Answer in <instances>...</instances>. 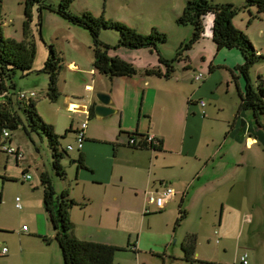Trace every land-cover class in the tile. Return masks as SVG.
Here are the masks:
<instances>
[{"label":"rangeland","instance_id":"rangeland-1","mask_svg":"<svg viewBox=\"0 0 264 264\" xmlns=\"http://www.w3.org/2000/svg\"><path fill=\"white\" fill-rule=\"evenodd\" d=\"M217 1L238 5L244 0ZM24 2L25 0H0V25L5 37L15 39L24 37L22 31L25 18ZM46 2L56 5L59 0ZM152 2L156 9L152 18L154 24L168 30L171 28V20H174L172 25L176 27V18L172 19L173 16L165 15L170 9L169 5L165 6V0H152ZM152 2L150 0L143 3L140 0H73L70 10L75 14L91 11L96 16L101 14L105 17L111 16V19L123 23L126 15L132 14L133 18L125 24L136 22L142 25L146 24L147 18L140 13L153 8ZM169 4L177 6L179 1L170 0ZM250 10L255 13L256 7L252 6ZM31 11L29 34L36 47L32 70L24 76L17 71L14 81L18 89L35 91L36 111L44 121L56 122L55 132L59 135V148L63 149L68 144H74L75 141L73 131H68L63 136L65 129L69 127L65 125L69 121L70 114L61 103L62 96L56 101L46 97L47 74L38 70L47 57V44L51 43L63 61L59 73V85L63 84V80H67V86L71 85L78 93L82 92L85 84L91 83L89 79L86 80V73H83L91 65V38L86 30L72 26L66 19L48 10L42 11L39 26L36 4L31 7ZM247 11V9L239 11L233 24L247 35L258 53L264 56V14L259 18H253L248 24ZM187 26L190 27L189 24L181 25V29ZM210 26L211 16L207 15L204 18V37L198 46L192 48L196 57L200 47L211 40ZM169 30L173 32L174 28ZM102 31L106 33L108 41L118 40V33L115 30L105 28ZM148 32L150 29L144 33ZM178 46L177 38L168 35L167 42L161 47L164 54L172 56ZM72 58L78 66V72L75 74L67 69V64ZM183 64L184 62L179 61L176 66ZM249 75L254 80L259 77L264 81V60L254 64ZM168 83L171 86L175 85L173 81ZM184 87L187 90L188 87ZM227 90L225 81L213 91L208 90L209 94L204 99L205 103L207 102L204 107L206 113L202 115L200 109L199 120L193 125L198 132L199 148L197 147L196 154L203 159L199 162L194 161L192 156H187L192 167L190 169L188 166L185 167L183 173L187 178L193 175L194 179L182 196V207L186 210L185 218L175 225L180 194L163 210L156 211L150 205L152 211L146 214L131 213L128 217L121 216L117 221L114 218L115 223H109L113 235L111 240L117 246L126 248L115 253L114 264H117L118 259H123L126 253L131 255L133 252L130 246L127 247V243L141 244L140 250L148 253H142L143 256L147 255L152 263H161L165 259L163 257L165 235L170 236L173 232L168 250L177 252L180 256H182L181 240L185 234L191 232L196 235L195 254H199L202 259L234 263L241 253L247 252L250 264H264V126L256 123L250 110L238 108L240 99L234 84ZM260 120L264 124L263 116H260ZM77 122L80 124L79 120ZM11 136L14 143L18 142L22 146L29 162L16 165L11 158L7 160L5 154L2 153L0 157V189L2 190L0 251L2 247L8 249L6 255L0 254V264H63L56 242L47 244L39 236L30 233L34 229L33 219L36 206L40 203L39 193H41L39 189H35L40 181V173L35 164L38 163L39 168L50 175L57 192L66 186L72 192L76 185L74 181L76 164L73 160L77 157L78 151L73 148L64 153L61 164L66 177L61 178L52 166V149L43 132L31 133L28 136L19 127L11 132ZM248 137L253 138V141ZM168 157L171 162L179 158L177 154H168ZM23 167L28 168L30 175L28 180H24L22 176ZM166 170L172 174L180 172L177 168ZM4 174L11 177L2 180ZM16 196L20 198L21 208L15 206ZM180 261L181 264H188L184 260ZM196 264L216 263L207 261Z\"/></svg>","mask_w":264,"mask_h":264},{"label":"crops","instance_id":"crops-1","mask_svg":"<svg viewBox=\"0 0 264 264\" xmlns=\"http://www.w3.org/2000/svg\"><path fill=\"white\" fill-rule=\"evenodd\" d=\"M144 1L146 0H140L142 3ZM169 1L165 0V6H170L165 15H171L173 16L172 19H175L181 13L186 0H178L179 4L177 6L169 4ZM151 6L153 8L149 11L140 13L147 18L145 19L146 24L139 25L136 22H130L129 25L143 33L153 27L159 28L161 31L169 33V36L174 35L179 43L189 38L191 27L187 26L181 29V25L178 24L175 27L172 25L174 20H171V28H174L173 32L169 30L171 28L167 30L154 24L152 18L156 9H154L153 2ZM131 18H133L132 14L126 15L124 22L127 23ZM202 38L192 48L198 46ZM192 48L189 50L187 68L184 67L185 64L176 66L175 72L167 79L163 76L145 75L140 72L146 67L159 65L157 56L143 48H119L114 51L136 66L139 73L135 75L109 78L96 70L91 72L92 66L90 65L89 69L83 71V73H86V80L89 79L91 83L85 84L83 91L80 93L73 86H67V80H63V84L59 85L58 76L57 86L60 94L56 100L62 96L61 103L70 114L69 121L65 125V127L67 125L69 127L65 130L76 131L83 121L86 122L84 143L78 151L83 158V167H78L76 157L73 160L76 164L74 191L71 192L68 186L65 187L69 196L81 203L70 209L73 233L77 238L116 245L111 240L113 235L109 225V223L114 222V218L117 221L123 215L128 217L131 213L136 215V213L142 214V212L152 211L150 205L153 206V204L147 200V196L151 192L169 186L174 190V194L160 209L163 210L179 196L178 194L181 195L179 198L181 199L189 184L193 181V175L187 178L183 171L187 166L188 169L192 167L187 156H192L194 161L199 162L203 159V157L196 154V149L199 146L197 144L198 132H196L193 125L196 120H199L200 109L201 114L205 115L204 107L207 102L204 106H201L199 100H204L209 92L221 86L223 81L226 82L228 90L233 84L235 87L242 89L243 79L235 67L242 63L243 57L241 52L235 48L216 50L212 38L210 42H205L200 47L197 57L192 52ZM92 60L93 55L90 56V64ZM67 69L74 74L78 72V66L74 62V58L68 62ZM219 70L223 71L220 72ZM198 72L202 74L201 79L195 78ZM169 81L175 82V85L171 86L168 83ZM193 84H195V87H193ZM87 85H89V88H86ZM184 86L188 87L187 90ZM96 91L110 94L111 105L115 108L114 113L103 118L95 117L94 113L92 116L89 114L90 98ZM197 96L200 98L197 99ZM179 103L180 106L178 107ZM78 120L80 124H77ZM48 123L52 124L54 131H56V122L49 120ZM133 131L148 133L155 139L160 140L161 149L130 147L127 145V132ZM248 139L253 141L251 137H248ZM15 143L12 138L10 144L18 147L23 152L22 159L18 164L28 163L29 160L22 146L18 142ZM172 146H175V148H170ZM2 153L6 155L7 160L11 158L17 165L11 154H7L0 149V157ZM168 154H177L179 158L171 162L168 159ZM35 165L39 173L46 172L39 168L38 163ZM5 167L7 170V165ZM172 168H177L180 172L172 174L166 170ZM22 170V176L28 174L27 167H23ZM4 176L11 177L8 174H4ZM37 185L35 189L41 191L39 193L40 203L36 206L33 219L34 229L30 233L36 236L45 235L50 239L47 244H52L55 241L52 238L53 232L43 208V193L40 181ZM154 209L158 211L155 207ZM172 235H165V255L163 254L165 259L159 264H172L174 262L181 264L179 253L168 250ZM140 247L141 244L135 245V247L130 246V249H135L136 252H132L131 255L126 253L123 259H118L117 264H156L152 263L147 255H142V253H148L140 250ZM198 255L196 253L195 257L201 262L228 263L220 260H217L218 262L205 260ZM168 256H173L176 259L171 260ZM239 256L236 258V262L239 261ZM193 264H196V262ZM248 264H250L249 258Z\"/></svg>","mask_w":264,"mask_h":264},{"label":"trees","instance_id":"trees-1","mask_svg":"<svg viewBox=\"0 0 264 264\" xmlns=\"http://www.w3.org/2000/svg\"><path fill=\"white\" fill-rule=\"evenodd\" d=\"M46 1L25 0V18L22 27L23 38L15 39L8 36L5 37L0 25V149L7 154H11L17 164L21 161L23 152L18 147L10 144L12 139L11 132L19 127L28 136L36 132L39 134L41 131L46 135L52 149V166L56 174L61 178L66 177L61 159L68 149L59 148V135L54 131L53 125L44 121L37 113L36 101L34 99L36 93L33 90L25 91L18 89L14 81V76L17 71L21 72V75L24 76L32 70L36 47L33 39L30 38L29 28L32 20L31 7L34 4L37 5L39 26L41 25L42 11L48 10L66 19L72 26L86 30L91 38L90 48L93 55L91 72L96 70L109 78L114 76H131L139 73V70L131 61L126 60L114 52L119 48H143L157 56L159 65L142 69L140 72L145 75L163 76L166 79L170 78L175 72L176 63L179 61L184 62V67L187 68L186 64L189 62V50L202 38L204 34V18L210 15L212 19L211 38L216 50L221 48H235L241 52L243 57L242 63L235 67L243 79L242 89L237 87L240 99L238 108L240 110H250L256 123L264 126L260 120V116L264 117V81L259 77L254 80L249 75V71L253 65L264 60V56L258 53V50L255 49L247 35L233 24L234 17L241 10H248V24L253 18L261 17L264 14V0H244L238 5L230 2H218L217 0H186L175 22L178 25L189 24L191 27V35L188 39L179 43V46L172 56L164 54L163 48L161 47L167 42L168 34L159 31L155 27L151 28L150 32L143 33L123 22L105 17L103 14L96 16L91 11L75 14L70 10V4L73 0H59L56 5L47 3ZM252 6L256 7L255 13L250 10ZM105 28L113 29L118 33V40L116 42L107 40L106 33L102 31ZM47 48V57L41 69L38 71L47 74L45 95L49 100L55 101L60 94L57 80L63 66V61L62 57L56 52L53 44H47ZM30 92L34 93L30 94ZM21 93L24 94L21 95ZM202 113L204 114V111ZM89 114L91 116L93 115L92 106L89 107ZM4 130L8 131L7 135H4ZM68 131L72 130H65L63 136ZM73 132L76 136L77 130ZM127 134V145L130 147L151 148L153 150L161 149V141L154 137L152 138L153 140H149L148 133L133 131L127 132ZM10 147L13 148V151L7 150ZM75 149L80 151L78 148ZM76 161L78 167H83V158L80 152H78ZM25 175L23 176L24 180H28L30 175L28 174V178ZM7 179V177L2 176V180ZM40 183L43 193V208L53 232L52 238L60 250L63 264H113L115 253L126 248L109 243L77 238L73 233L70 209L81 203L71 198L66 188L57 192L47 172L40 173ZM1 201L2 190L0 189ZM182 201L183 199L181 198L175 225L186 216V210L182 207ZM158 210L160 211V209ZM39 237L46 243H49L50 239L47 236L40 235ZM129 246L135 247L134 244L127 243V247ZM180 246L182 252L181 260H184L188 264L201 262L195 257V233H187L181 241ZM131 250L136 252L135 249ZM168 257L171 260L176 259L173 256ZM227 264L243 263L239 256L238 262ZM246 264H248V253Z\"/></svg>","mask_w":264,"mask_h":264},{"label":"built area","instance_id":"built-area-1","mask_svg":"<svg viewBox=\"0 0 264 264\" xmlns=\"http://www.w3.org/2000/svg\"><path fill=\"white\" fill-rule=\"evenodd\" d=\"M195 78L196 79H201L202 78V74L200 72H198L196 75H195ZM86 88H89V85L86 86ZM34 92H30V94H33ZM24 93H21V95H23ZM199 104L201 106H204L205 105V101L203 99H200L199 100ZM86 127V122L83 121L81 123V125L79 126V128L77 129V133H76V136H75V141H74V144H68L66 146V148L68 150H71L73 148H78V149H81L82 146H83V143H84V128ZM7 130H4V135H7ZM153 136L149 135L148 136V139L149 140H153L152 139ZM8 151H13V148L10 147V148H7ZM26 178L29 177L28 174L25 175ZM174 194V190L167 186V187H164L163 189L159 190V191H154V192H151L148 196H147V200L153 204V206L156 208V209H161L166 201ZM15 206L20 208L21 207V203H20V198L17 196L15 198ZM7 252V248L6 247H2L0 253L1 254H6ZM240 260L243 264H246L247 263V253L244 252L240 255Z\"/></svg>","mask_w":264,"mask_h":264},{"label":"water","instance_id":"water-1","mask_svg":"<svg viewBox=\"0 0 264 264\" xmlns=\"http://www.w3.org/2000/svg\"><path fill=\"white\" fill-rule=\"evenodd\" d=\"M90 105L93 113L97 118L107 117L115 112V108L111 105V96L107 92L96 91L90 98ZM176 264V263H172Z\"/></svg>","mask_w":264,"mask_h":264}]
</instances>
